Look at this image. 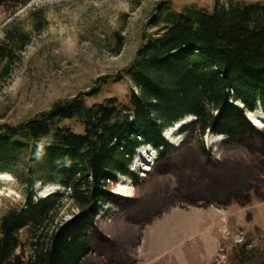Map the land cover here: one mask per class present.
I'll use <instances>...</instances> for the list:
<instances>
[{"label": "trees", "instance_id": "obj_1", "mask_svg": "<svg viewBox=\"0 0 264 264\" xmlns=\"http://www.w3.org/2000/svg\"><path fill=\"white\" fill-rule=\"evenodd\" d=\"M26 1L0 0V7L22 8ZM150 24L158 34L145 35L124 70L132 84L128 105L116 98L88 105L80 94L24 123L0 124V173L26 194L22 209L0 217V264H130L137 227L161 210L176 201L220 205L247 192L253 176L236 162L238 150L259 155L252 169L264 174V130L245 117L259 108L264 115V0L227 7L214 0L211 10L179 12L166 0ZM27 43L20 37L13 47L21 51ZM122 47L117 32L114 55ZM4 59L9 63L13 55L0 47ZM186 117L195 120L181 132L191 131L192 139L175 150L163 132ZM207 133L224 139L222 160L205 148ZM147 146L158 153L154 171L140 185L148 194L116 197L111 186L118 176L133 178L129 167ZM168 174L177 189L154 181ZM36 184L67 193L34 200ZM67 203L74 213L65 221ZM109 206L117 208V219L99 223Z\"/></svg>", "mask_w": 264, "mask_h": 264}, {"label": "rangeland", "instance_id": "obj_2", "mask_svg": "<svg viewBox=\"0 0 264 264\" xmlns=\"http://www.w3.org/2000/svg\"><path fill=\"white\" fill-rule=\"evenodd\" d=\"M165 1L27 0L22 8L0 7V47L13 55L10 64L6 59L0 61V124L24 123L47 112L52 104L80 94L88 105L107 98L128 105L132 84L124 70L133 62L145 35L158 34L150 20ZM169 1L177 12L183 8L211 10L214 5V0ZM259 1L220 0L226 7ZM117 32L123 38V47L114 55ZM20 37L28 43L18 51L13 40ZM7 63L8 73L4 75ZM94 89L97 90L92 98L89 93ZM251 115L252 126L264 130L260 109ZM193 121V117H186L165 128L163 136L172 142L166 141L167 144L176 150L192 139L191 131H181ZM73 126L76 132L81 131ZM202 141L211 151L212 159L222 160V137L207 133ZM236 157V162L250 168L253 176L247 192L220 205L176 201L161 210L137 227L134 260L130 264H264V174L252 169L257 167L256 159L261 158L244 148L238 150ZM157 159V151L148 147L139 149L129 167L133 173L128 185L130 191L125 196L119 195L126 192L119 187L127 185L125 177L118 176L117 183L111 186L112 194L122 200L147 195L149 189L140 185L154 171ZM154 181L161 187L178 188L177 179L170 174L156 176ZM54 187L36 184L32 197L39 200L56 193L66 195L64 189ZM25 197L23 188L10 175L0 173V217L10 209H22ZM107 211H110L108 215ZM73 213L67 203L61 212L62 219L69 220ZM117 215V208L109 206L98 221L110 225ZM120 229H124L123 224ZM19 238L24 241L25 233Z\"/></svg>", "mask_w": 264, "mask_h": 264}, {"label": "bare ground", "instance_id": "obj_3", "mask_svg": "<svg viewBox=\"0 0 264 264\" xmlns=\"http://www.w3.org/2000/svg\"><path fill=\"white\" fill-rule=\"evenodd\" d=\"M260 109V108H259ZM261 111V110H260ZM262 113V112H261ZM251 116H253V115H251V113H249V114H247V116L245 115V117H246V119H247V121H249L250 123H254V120H253V118L251 117ZM255 125V124H254ZM257 127V126H256ZM259 127V126H258ZM166 141L167 142H169V143H171L172 144V142L170 141V139L169 138H167L166 139ZM144 148H147V147H144ZM136 159H137V157H136ZM139 161V160H138ZM147 170H149V168L147 169ZM123 180H125V182H126V185H127V187L125 186V187H119V189H124L126 192H124V194H119V195H127V192H128V190L130 191V188L128 187V185H129V183H130V179H128V178H125V179H123ZM56 190L57 189H59V187H54ZM61 188V187H60ZM117 193V192H116ZM128 197H130V196H128Z\"/></svg>", "mask_w": 264, "mask_h": 264}]
</instances>
